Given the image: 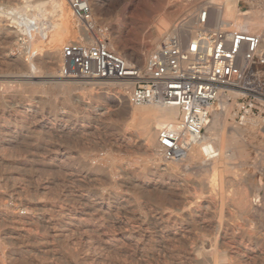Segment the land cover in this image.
Masks as SVG:
<instances>
[{
    "label": "rangeland",
    "instance_id": "374dc122",
    "mask_svg": "<svg viewBox=\"0 0 264 264\" xmlns=\"http://www.w3.org/2000/svg\"><path fill=\"white\" fill-rule=\"evenodd\" d=\"M65 1L77 40L80 27ZM103 1L92 14L110 39L133 40L173 9V0ZM236 5L264 9L257 0ZM0 19V264H264V130L257 123L245 125L233 103L224 124L205 129V137L240 132L241 147L222 148L228 164L216 173L212 159L163 160L152 148L156 132L135 120L146 115L122 113L114 95L104 99L119 87L92 83L108 81L60 78V52L54 60L36 51L33 81H40L23 84L29 55L15 34L5 37L12 19ZM54 69L60 83L50 80ZM245 199L254 209L242 208Z\"/></svg>",
    "mask_w": 264,
    "mask_h": 264
},
{
    "label": "built area",
    "instance_id": "2783aa9c",
    "mask_svg": "<svg viewBox=\"0 0 264 264\" xmlns=\"http://www.w3.org/2000/svg\"><path fill=\"white\" fill-rule=\"evenodd\" d=\"M68 4L78 26L92 32L90 0ZM210 15L211 7L205 4L189 17L178 18L143 63L127 60L99 38L65 42L58 76L121 83L130 104L177 107L180 123L158 130V152L166 161L182 158L202 140L222 96L236 104L240 119L257 118L264 130V30L231 28L215 23ZM14 28L20 43L33 31L17 23Z\"/></svg>",
    "mask_w": 264,
    "mask_h": 264
},
{
    "label": "bare ground",
    "instance_id": "6f19581e",
    "mask_svg": "<svg viewBox=\"0 0 264 264\" xmlns=\"http://www.w3.org/2000/svg\"><path fill=\"white\" fill-rule=\"evenodd\" d=\"M103 2H104L103 0H90L91 10L93 11L94 9L100 10V7L103 4ZM257 2L260 5L264 4V0H257ZM197 3H201L202 5L207 4L211 7V11L215 12L214 22L217 24L229 25L231 28L241 29L243 31H248L253 33L261 32L262 30H264V9L262 7L254 8L253 6H250L248 10L243 11L240 9L238 5H236L239 4V0H234L233 5L229 1L228 3H226L224 0H182L181 2L173 0L170 2L173 9L171 11L169 10L166 14H159V16L155 19V25L152 28H142L140 32L138 33L135 32L133 34V40L132 39L130 40L128 37L125 38L121 37L120 39L107 38L103 30H101V28L96 25L94 18H92V23H93L92 32H87L84 27H80L79 37L77 40H80L82 36L86 42H92L95 38H99L102 41L103 40L106 41V44L108 45L109 48L118 52L127 60H135L141 62V59L143 58V56H145L144 53L146 49H148V52L153 50L163 41V39L167 36V34L170 33V29L172 26L170 25L171 20L178 14L184 13L191 8H195ZM123 13L124 12L121 11L120 15H123ZM190 15L191 14H189L186 17H189ZM3 16L6 19H10V18L12 19L9 21L10 26L7 24H4L3 26V31L5 33L6 38L13 37V34H15L17 37L18 32L14 28L15 23L20 24L25 28L33 29V31L31 32V36L27 41L23 43L18 42V45L19 47H21V52L23 53V55H27V54L29 55V56L27 55L28 56L27 59L29 60L27 64V68L30 71L29 75H25V74L19 75V80H21L23 84L39 83L40 80L33 81V78L39 77L38 74H36V69L38 68V65H36V63L33 61L35 52L37 51L40 54L41 51H46L47 59L49 58V59L57 60V57L59 56V52L61 51V47L64 44V42L74 40L73 34L75 33L71 29V22H70L71 17L68 7L66 5V1L65 0H18L16 3H13L12 5L0 6V17ZM120 21H122L121 28L126 31V23L124 22L123 16ZM150 41L155 47L151 48V44H149ZM114 43H118L119 46L123 49L127 47L129 49V56H126L124 53H122V51L119 52L114 47L115 45ZM55 74L56 73L54 69L50 75L51 76L50 80L54 81L55 83H60L58 77ZM92 83L119 87V89L116 90L114 93L105 92L108 96H105L104 99L106 100L112 99V97L109 95H114V99L119 110L124 114L130 113L132 115L138 116L142 112V114L146 115V117L145 118L136 117L135 120L140 121L142 123H146L148 133L155 134L156 132L157 134L156 138L158 136V130L161 127L165 125L176 126L180 123L181 112L177 107L163 106L155 103H146V104H138V105L130 104L127 103L125 86L123 84L115 83V82H95V81ZM232 105L233 103L228 102L227 96H222L218 101L217 106L213 108V112H212L213 118L211 124L209 126L207 125L208 127L206 126V131L213 130L216 128V126L220 124H224L225 117L230 113V108ZM133 107L134 108L138 107V109L140 110H138V112L137 110L133 111L131 110V108L133 109ZM244 121H245V125L253 127V125L257 123V118H254L252 116H247L244 118ZM223 130L220 133H215V136L213 137L211 136L205 137L204 134L202 140L199 143L193 145L182 158L169 160V161L175 162L183 159H187L189 161H198L200 158H202V160L212 159L210 163L211 164L210 169L212 170L213 173L219 171V168H221V170L224 169L228 164L225 161V159L226 160L228 159V155H224L222 148L232 146L235 147L237 150H239L241 145H240L239 136L236 134L239 132L238 129H231L230 131H223ZM217 145L220 148H218ZM152 148L154 151L157 150L158 144L153 143ZM220 156H221V162L223 164H219V165L215 164V162L220 161L219 158ZM240 205L244 209H248V210L254 209V207L251 206V203L247 201V199L242 201ZM176 242L180 246H186L188 244V242L185 239L183 240L181 238H177ZM211 261L217 262L218 256L217 255L215 256L214 254V257L212 258Z\"/></svg>",
    "mask_w": 264,
    "mask_h": 264
}]
</instances>
